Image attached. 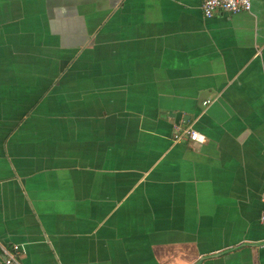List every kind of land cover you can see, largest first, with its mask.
I'll use <instances>...</instances> for the list:
<instances>
[{"label": "crops", "instance_id": "0c3cea01", "mask_svg": "<svg viewBox=\"0 0 264 264\" xmlns=\"http://www.w3.org/2000/svg\"><path fill=\"white\" fill-rule=\"evenodd\" d=\"M201 2L0 0V244L20 264H264V0Z\"/></svg>", "mask_w": 264, "mask_h": 264}, {"label": "built area", "instance_id": "2783aa9c", "mask_svg": "<svg viewBox=\"0 0 264 264\" xmlns=\"http://www.w3.org/2000/svg\"><path fill=\"white\" fill-rule=\"evenodd\" d=\"M250 8V0H202L200 9L204 17H210L215 12H242L248 11ZM174 139L187 138L188 140L195 142H203L204 137L202 134L189 129H180L178 126L173 128ZM260 201L262 204L259 220L264 223V178L263 185L260 192ZM259 247L264 248V240L259 244ZM20 246L18 244H12L6 247L0 244V254L3 256V264H20L19 262Z\"/></svg>", "mask_w": 264, "mask_h": 264}]
</instances>
